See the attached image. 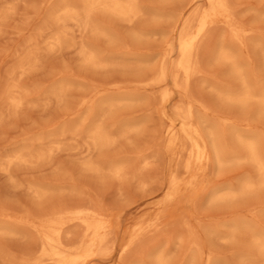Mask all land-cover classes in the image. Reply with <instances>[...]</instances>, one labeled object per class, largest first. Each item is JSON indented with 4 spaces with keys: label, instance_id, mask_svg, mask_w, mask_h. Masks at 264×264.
Wrapping results in <instances>:
<instances>
[{
    "label": "rangeland",
    "instance_id": "1",
    "mask_svg": "<svg viewBox=\"0 0 264 264\" xmlns=\"http://www.w3.org/2000/svg\"><path fill=\"white\" fill-rule=\"evenodd\" d=\"M64 1L83 6L0 0V226H22L0 235V264L25 258L34 244L26 218L41 223L76 210L112 222L99 252L82 251L79 264L259 263L247 233L264 242V188L247 191L259 174L233 132L257 135L264 154V116L254 104L221 97L264 83V0H227L231 28L220 11L208 16L197 72L186 87L179 78L178 88L152 80L164 54L170 64L177 58L175 25L205 15L208 0H120L136 14L96 10L88 29L57 23ZM222 52L234 58L241 78ZM124 123L137 130L123 131ZM94 127L112 139L103 149L91 148ZM211 128L221 131L227 149L220 163ZM86 162L98 171L86 170Z\"/></svg>",
    "mask_w": 264,
    "mask_h": 264
},
{
    "label": "bare ground",
    "instance_id": "2",
    "mask_svg": "<svg viewBox=\"0 0 264 264\" xmlns=\"http://www.w3.org/2000/svg\"><path fill=\"white\" fill-rule=\"evenodd\" d=\"M79 1L83 5L80 9L75 8L71 3L64 1L62 3V8L57 10V12H62L61 16L55 15L54 17L57 23L63 21L77 22L80 24V27L88 29L91 28L88 22L89 14L96 10H101L103 12L111 13L117 17L125 18L136 14V10L133 4H125L120 0ZM208 6V9L205 10L206 14L201 18H195L197 17V14L193 13V16H189V18L186 17V19H183V22L179 28L177 27V24L175 25L177 33L175 38V41L177 43V58L170 64V58L168 55L169 52L164 54L162 63L158 69L157 77L152 80V84H163L167 80H170L173 85L178 88L181 87L179 80L182 79L184 82V86L186 87L188 85L191 77L197 72L198 68L200 49H198L197 42L199 39H201L200 37L204 36L208 24L212 22L210 20V17L214 12L220 11L224 24L230 28L233 27L227 0H208ZM169 18H172V16ZM179 20L182 19L180 18ZM193 20H196V26L195 30L192 32V23L194 22ZM234 32V35L237 37L238 32L236 30H234ZM61 36L63 35L55 37L54 42L56 44L61 43ZM204 39L206 38L203 37V40ZM227 55V53L222 52L220 57L223 60L231 61V57ZM82 57L87 64H94V61L96 59V57L89 52H84L82 54ZM230 63L233 67V74L241 78L242 72L240 71L234 58ZM164 96L165 95L163 94L162 97ZM221 99L223 101L233 102L240 107H246L254 104L257 109V114L264 116V83L255 86L247 85L246 87H244L241 93L233 96L222 95ZM105 105L111 107L113 104L111 102H108L105 103ZM14 106H16V104H14ZM122 128L123 131L137 130L136 124L133 123H124V125H122ZM220 132V130H214V128H211L208 132L211 138L214 155L218 163L221 162L220 159L222 157L226 156L227 152V149H225V145L223 142V137L221 136ZM87 137L90 141L91 148L95 150L105 148L112 141L107 133L100 127H94L93 129H91L88 132ZM233 140H235V142L241 147L243 153L246 155L247 159L256 167L259 174V182L256 185H248L246 187L247 191H252L256 188H264V154L261 152L262 150L260 151V145L262 143L260 141V138L257 135L253 134L239 135L233 132ZM191 157L192 154L189 153L185 162V171H187V169L189 168ZM84 168L88 171H98L97 166H94L89 162L84 163ZM119 169L121 170V168L114 167L112 171L114 173H119ZM24 223V225L27 226L28 229H33L37 234V237L33 239L34 244H32L28 249L25 258L21 259V257H12L8 259L6 257L3 258V264H79V254L82 251L90 253L91 256H94L97 252H99V249H101L100 246L112 226V222L108 218L96 219L90 217L89 213H83L82 210L70 212L69 218L56 216L49 220H43L41 221V223H34L32 220H30V218H26V220H24ZM69 223H72L80 228V232L76 231L75 233H73L72 231H68L69 228L67 229V231L63 230V228L69 225ZM17 226L19 227L20 225ZM18 227L16 228L18 229ZM16 228L13 226H0V235L18 234L19 232L16 230ZM22 229H24V231L26 230L25 227ZM247 234L253 239V244L255 246L257 254L256 259L259 261V263L256 264H264V242L258 240L255 237V234H251V232H248ZM136 237L137 229L134 231V234L126 245H131L135 241ZM27 245L28 244H26V246ZM3 247L4 245H2L1 248L3 249ZM10 248L11 247L8 246V249ZM10 251L12 252V250ZM155 264H165V262L163 259L157 258Z\"/></svg>",
    "mask_w": 264,
    "mask_h": 264
}]
</instances>
